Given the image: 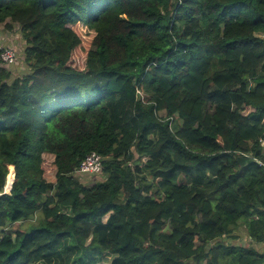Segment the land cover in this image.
<instances>
[{
  "label": "trees",
  "instance_id": "16d2710c",
  "mask_svg": "<svg viewBox=\"0 0 264 264\" xmlns=\"http://www.w3.org/2000/svg\"><path fill=\"white\" fill-rule=\"evenodd\" d=\"M0 27V264H264V0H0Z\"/></svg>",
  "mask_w": 264,
  "mask_h": 264
},
{
  "label": "rangeland",
  "instance_id": "374dc122",
  "mask_svg": "<svg viewBox=\"0 0 264 264\" xmlns=\"http://www.w3.org/2000/svg\"><path fill=\"white\" fill-rule=\"evenodd\" d=\"M260 36V35H257ZM0 47L1 48H10L14 52H16V58L14 65H12L10 70L14 75L20 74L22 71H24V66L22 65V53L24 48V42L21 38L20 32L18 28H12V29H6L0 27ZM171 128L173 130H176L178 128V124L174 123L171 124ZM82 184L86 186H90L93 183L102 181L104 178L99 173L97 174H83L81 177L77 178ZM36 221V219H35ZM34 221V222H35ZM105 222V218L103 220ZM26 226V224L24 225ZM238 235L240 237L239 241H235V243H239L241 245H247L249 243L248 239L246 238V235L244 232L240 231L238 232ZM262 249H264V245L261 246ZM71 252H66L64 254L63 259L66 260V264H73L75 260L78 259L80 256L79 252L74 251V249H69ZM66 255L68 256L66 258ZM110 260L108 258H104L101 262V264H107ZM96 264V263H93Z\"/></svg>",
  "mask_w": 264,
  "mask_h": 264
},
{
  "label": "built area",
  "instance_id": "2783aa9c",
  "mask_svg": "<svg viewBox=\"0 0 264 264\" xmlns=\"http://www.w3.org/2000/svg\"><path fill=\"white\" fill-rule=\"evenodd\" d=\"M2 50L3 51L1 53V59L3 60L4 63L8 65H12L15 62L16 52H14L10 48H3ZM101 168H102V158L97 153L92 152L81 161L74 175L76 177H81L83 174H97V173L99 174L101 172ZM9 175H12V180H13V175H14L13 172H9L8 176Z\"/></svg>",
  "mask_w": 264,
  "mask_h": 264
}]
</instances>
